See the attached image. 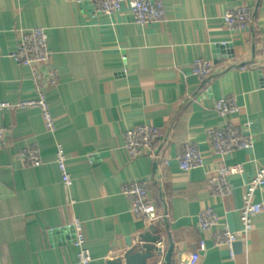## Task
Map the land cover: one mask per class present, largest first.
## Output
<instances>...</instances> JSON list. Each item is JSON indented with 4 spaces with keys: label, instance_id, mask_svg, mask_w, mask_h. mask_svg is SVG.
<instances>
[{
    "label": "crops",
    "instance_id": "1",
    "mask_svg": "<svg viewBox=\"0 0 264 264\" xmlns=\"http://www.w3.org/2000/svg\"><path fill=\"white\" fill-rule=\"evenodd\" d=\"M166 17L145 27L134 23L127 6L99 14L94 0H0V101L36 97L32 70L12 54L21 30L42 27L49 34L50 68L59 83L47 99L56 124L51 133L36 108L0 112V264H77L78 248L70 224H84L94 264H107L132 249L146 251L160 236L156 264H264V186L255 196L263 204L252 230L241 232L239 210L245 188L264 166V0H163ZM254 9V27L231 32L222 23L233 6ZM228 48H218V46ZM198 59L215 70L201 80ZM235 98L239 110L229 119L215 102ZM228 120L254 146L226 157L215 155L206 138ZM148 124L159 131L151 151L131 158L124 150L128 128ZM193 142L203 166L184 171L178 157ZM67 157L72 185L62 181L57 144ZM35 146L41 165L20 157ZM241 163L226 197L211 193L209 178L224 164ZM149 180L161 214L154 226L136 218L122 186ZM213 208L238 238L229 249L213 242L215 226L203 232L200 213ZM205 241L206 248L200 247Z\"/></svg>",
    "mask_w": 264,
    "mask_h": 264
},
{
    "label": "built area",
    "instance_id": "2",
    "mask_svg": "<svg viewBox=\"0 0 264 264\" xmlns=\"http://www.w3.org/2000/svg\"><path fill=\"white\" fill-rule=\"evenodd\" d=\"M95 10L99 14L110 15L121 10L124 6L130 10L134 23L140 27L159 22L166 17L163 0H94ZM254 9L251 6H233L222 17L223 25L231 32H244L254 27ZM51 51L49 48V34L45 28L36 27L21 30L19 33L18 47L12 54L13 60L32 70V80L36 97L31 100H23L16 103L0 101V112L5 110H18L36 108L40 110L49 132L56 131L50 104L47 99L48 91L59 83L58 75L50 68ZM193 74L204 80L211 76L215 70L214 64L207 59H198L193 62ZM214 108L218 114L229 119L238 112L239 107L234 97L225 96L215 102ZM7 135V130H0V140ZM159 136L156 127L141 124L128 128L124 134V150L131 158H136L145 152L151 151ZM207 141L212 152L220 157H226L233 151L250 149L254 146V134L244 135L239 132L235 124L228 120L221 127L210 128L206 133ZM20 157L23 162L33 166L41 165L40 151L35 146L24 148ZM67 157L61 143L56 148V163L61 172L65 185H72L71 174L66 165ZM203 155L199 146L193 142L184 145L178 157L179 167L184 171H191L203 166ZM244 172L241 163L224 164L209 178L211 193L217 197H226L232 192L231 177ZM264 186V166L256 171L245 188L243 205L239 210L241 232L245 236L252 230L253 218L262 212L263 204L256 202L257 191ZM122 193L129 200V209L132 214L141 220L154 226L160 219L167 218L168 214L158 212L150 194L149 180H131L122 186ZM201 231L206 232L215 226L220 229L213 233V242L217 246L224 245L233 256V245L238 238V232L232 231L226 222H222L213 208L203 210L198 219ZM70 227L75 233L74 244L78 248L77 264H94L90 249L87 247L84 224L75 219ZM201 248H206L205 241L200 242ZM199 254L190 255L186 263L196 264Z\"/></svg>",
    "mask_w": 264,
    "mask_h": 264
},
{
    "label": "water",
    "instance_id": "3",
    "mask_svg": "<svg viewBox=\"0 0 264 264\" xmlns=\"http://www.w3.org/2000/svg\"><path fill=\"white\" fill-rule=\"evenodd\" d=\"M228 48L227 46H218V48ZM150 244L144 246L146 251H137L136 249L129 250L123 256L109 261L107 264H156L158 254L160 252L159 242L160 236L152 237L148 240ZM171 252H169L165 259V264H171L170 262Z\"/></svg>",
    "mask_w": 264,
    "mask_h": 264
}]
</instances>
